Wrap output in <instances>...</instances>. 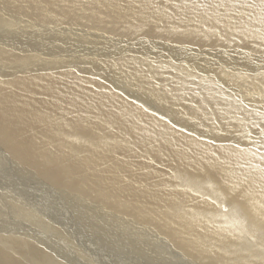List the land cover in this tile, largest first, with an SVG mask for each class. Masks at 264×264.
Masks as SVG:
<instances>
[{"label": "bare ground", "instance_id": "1", "mask_svg": "<svg viewBox=\"0 0 264 264\" xmlns=\"http://www.w3.org/2000/svg\"><path fill=\"white\" fill-rule=\"evenodd\" d=\"M0 161V264H264V0H0Z\"/></svg>", "mask_w": 264, "mask_h": 264}, {"label": "rangeland", "instance_id": "2", "mask_svg": "<svg viewBox=\"0 0 264 264\" xmlns=\"http://www.w3.org/2000/svg\"><path fill=\"white\" fill-rule=\"evenodd\" d=\"M101 46H104V45H101ZM1 162V161H0ZM2 163V162H1ZM2 177L3 176H0V181L2 180V181H4L3 179H2ZM4 183H6V182H4ZM32 188V187H31ZM33 189V188H32ZM63 206H64V204H63ZM55 209H57V208H55ZM63 209V208H62ZM60 216V215H59ZM83 217H85V216H83ZM62 218V217H61ZM62 219H64V218H62ZM65 220V219H64ZM2 223V224H1ZM4 223H3V221L0 219V230H4L5 229V227H4ZM7 226H10V225H7ZM95 233H97V232H100L101 233V236L100 237H98L99 239H101V242H102V238L104 237L105 239H106V237L108 236V231H110V233L111 232H113L112 230H118L117 228H115V227H113V226H105V227H102L101 225H96L95 226ZM109 237V236H108ZM110 237H112L111 235H110ZM163 264H170V263H167V262H162Z\"/></svg>", "mask_w": 264, "mask_h": 264}]
</instances>
